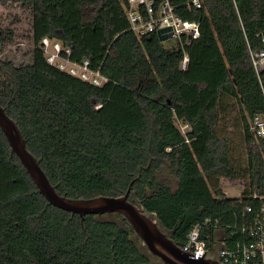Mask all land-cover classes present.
Returning <instances> with one entry per match:
<instances>
[{"label": "trees", "instance_id": "trees-1", "mask_svg": "<svg viewBox=\"0 0 264 264\" xmlns=\"http://www.w3.org/2000/svg\"><path fill=\"white\" fill-rule=\"evenodd\" d=\"M20 1L32 9L35 43L57 38L109 78L102 86L80 81L50 66L39 48L30 63L0 59V104L60 194L118 196L129 188L128 199L179 246L196 222L230 220L250 201L227 197L220 177L245 179L246 194H264V136L255 137L246 118L264 112L250 56L264 46V0L179 8L200 21V36L184 46H167L156 33L138 38L128 29L125 0ZM4 36L0 30V43ZM119 89L128 93L129 120L108 108ZM228 96L239 104L244 166L232 162L219 127ZM175 119L189 128L183 132ZM164 170L176 178L174 189L160 179ZM108 215L81 218L50 203L0 129V264H148V249L126 218Z\"/></svg>", "mask_w": 264, "mask_h": 264}, {"label": "built area", "instance_id": "built-area-1", "mask_svg": "<svg viewBox=\"0 0 264 264\" xmlns=\"http://www.w3.org/2000/svg\"><path fill=\"white\" fill-rule=\"evenodd\" d=\"M202 6L203 0H125L124 10L129 23L128 29L138 38L151 33L157 34L159 28H166L164 33L168 35L167 39L174 38L184 46L200 36V21L184 18L178 9L191 10ZM33 44V49L39 48L50 66L73 78L96 86L109 81L102 73L101 66L93 67L89 58H73L71 47L57 38L45 35L37 43L33 41ZM250 56L264 97V46L250 49ZM188 61L189 56L184 52L180 67L186 69ZM101 106L102 103L95 104L96 108ZM246 118L248 130L255 137H263L264 112L246 115ZM186 126L189 128L183 122V132L187 130ZM233 198L239 203L243 199L250 201L244 203L241 209L234 210L230 220L224 216H206L196 222L180 247L194 258L208 256L216 258L221 264H264V194L255 191ZM211 236L213 242L208 249L207 241Z\"/></svg>", "mask_w": 264, "mask_h": 264}, {"label": "water", "instance_id": "water-1", "mask_svg": "<svg viewBox=\"0 0 264 264\" xmlns=\"http://www.w3.org/2000/svg\"><path fill=\"white\" fill-rule=\"evenodd\" d=\"M166 28H159L157 35L160 40L167 39ZM0 129L6 136L11 150L28 171L38 190L46 199L64 210L77 213L81 218L85 214H104L118 212L130 223L134 232L140 237L146 248L159 257L163 264H221L216 258L202 256L192 257L162 230L152 215L140 209L128 199L127 191L118 196L98 195L89 198L68 197L60 194L50 182L38 159L27 149L24 137L12 117L0 104Z\"/></svg>", "mask_w": 264, "mask_h": 264}, {"label": "rangeland", "instance_id": "rangeland-1", "mask_svg": "<svg viewBox=\"0 0 264 264\" xmlns=\"http://www.w3.org/2000/svg\"><path fill=\"white\" fill-rule=\"evenodd\" d=\"M0 30L7 38L6 41L4 38V41L0 43V59L11 60L16 65L30 63L33 59L34 50L31 7L22 4L20 0H0ZM8 30L13 32L10 37L8 36ZM163 42L167 46H173L177 43L174 38L165 39ZM3 81H5V72L1 69L0 64V84ZM223 106L224 110L219 127L224 129L223 132L230 139L232 162L235 165L244 166L247 163V154L241 127L239 104L234 98L228 96L224 97ZM108 108L122 120L131 118L128 110V93L124 89H119L115 92ZM175 124L179 128L183 127V121L180 119H175ZM160 179L168 180L173 189L176 187V178L168 170L160 173ZM218 184L227 197H240L246 193L247 182L245 179L233 180L227 177H220ZM105 216H109L108 213H105ZM139 239L138 242L144 244L140 237ZM147 253L150 258L148 264H163L162 260L149 250Z\"/></svg>", "mask_w": 264, "mask_h": 264}]
</instances>
